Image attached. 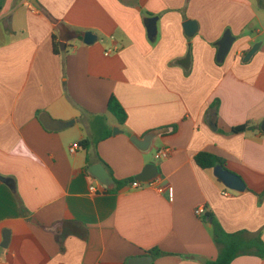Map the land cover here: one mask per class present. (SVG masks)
I'll return each mask as SVG.
<instances>
[{"label": "crops", "instance_id": "crops-1", "mask_svg": "<svg viewBox=\"0 0 264 264\" xmlns=\"http://www.w3.org/2000/svg\"><path fill=\"white\" fill-rule=\"evenodd\" d=\"M88 31L94 44L84 42ZM227 31L235 41L219 62ZM112 96L126 110L123 124L108 109ZM45 115L75 123L50 130ZM263 121L264 0H0V177L11 181L0 180V264H128L154 248L164 254L151 264H206L219 254L206 214L264 241ZM245 123L256 128L231 133ZM151 134L147 150L133 141ZM200 152L225 159L246 191L201 168ZM97 163L115 188L90 174ZM150 163L163 192L117 184ZM232 264L264 260L248 254Z\"/></svg>", "mask_w": 264, "mask_h": 264}, {"label": "water", "instance_id": "water-1", "mask_svg": "<svg viewBox=\"0 0 264 264\" xmlns=\"http://www.w3.org/2000/svg\"><path fill=\"white\" fill-rule=\"evenodd\" d=\"M35 5L37 3L33 1ZM197 23L193 20H188L184 23V29L188 36H193L195 32L197 31ZM147 30L150 39H153L157 32V17H151L148 20L147 23ZM97 40V36L93 34L91 31H88L84 35V42L88 45L94 44ZM235 41V38L231 35L229 31H227L223 38L219 42V49L217 53V60L219 62H223L227 55L229 54L231 47ZM260 43L255 44L252 49L246 54L244 58V62H248L252 56L258 51L260 47ZM190 62V53H188L183 66L189 67ZM42 123L47 129L54 130V131H61L70 128L75 123V120L70 121H61V120H54L51 116L45 115L41 117ZM261 130L264 131V121L262 122L260 126ZM114 134H117V128L113 130ZM153 137V134L149 135L146 140L137 142L135 139L133 141L137 146H139L143 150H147L150 146V141ZM214 175L215 177L228 189L236 192H244L247 189V184L245 183L244 179L227 169L225 166L218 164L214 167ZM90 174L96 178L98 183L105 188L113 189L116 187L115 181L110 175V173L107 171L106 167L102 163H97L94 165H91L89 168ZM159 173V168L157 165L150 163L146 165L142 173H140L136 179L141 182H147L150 180H153L157 177ZM0 180H3L7 183L11 184V181L9 179H6L4 177H0ZM10 232L5 231L3 234V242L1 243V247L7 248L10 243ZM154 260V257L150 254L140 256L133 258L129 260L128 264H151ZM196 260L202 264H205V259L201 257H196Z\"/></svg>", "mask_w": 264, "mask_h": 264}, {"label": "trees", "instance_id": "trees-1", "mask_svg": "<svg viewBox=\"0 0 264 264\" xmlns=\"http://www.w3.org/2000/svg\"><path fill=\"white\" fill-rule=\"evenodd\" d=\"M55 43V42H54ZM55 50L58 52V45L55 43ZM220 101L215 100L211 107L215 108L216 111L219 108ZM108 109L113 113L119 123L123 124L127 119V113L121 103L112 96L108 103ZM101 121L104 120V117L100 118ZM256 127L250 123H245L242 125L234 126L230 129L231 133H240L246 132ZM111 132L108 130L105 135L100 137V139L90 140L85 139L82 141V144L89 146L92 142H99L104 138H108ZM196 163L203 169H214L215 166L221 164L227 168L225 159L208 153L200 152L195 157ZM135 179H127L122 182H117L119 186L124 185L125 183L133 182ZM264 195V193L262 194ZM203 219L206 222H211L214 230V240L219 249L218 257L215 260H209L206 264H232V262L241 255H256L264 260V241L262 240L259 234H253L248 231H238L235 233H229L224 230L222 225L213 217L212 214H206ZM150 253L156 258L164 254L158 248H154Z\"/></svg>", "mask_w": 264, "mask_h": 264}, {"label": "built area", "instance_id": "built-area-1", "mask_svg": "<svg viewBox=\"0 0 264 264\" xmlns=\"http://www.w3.org/2000/svg\"><path fill=\"white\" fill-rule=\"evenodd\" d=\"M113 50L110 49L107 51L106 54H109L111 53ZM76 148H78V145L75 144L73 145L71 148H70V151L71 152H74L76 150ZM158 155L161 156L162 158H168L170 155H171V149H168V148H163V149H160L159 152H158ZM157 186V181L156 180H150V181H147V182H141V181H133L132 183V187L133 188H136V189H142L144 187H156ZM92 189H94V187H92ZM157 190L161 193L164 191V188L163 187H158L157 186ZM172 194V189L170 188V195ZM194 213L195 215L199 216V217H203L205 214H206V207L203 206V205H200L198 207H196L194 209Z\"/></svg>", "mask_w": 264, "mask_h": 264}, {"label": "rangeland", "instance_id": "rangeland-1", "mask_svg": "<svg viewBox=\"0 0 264 264\" xmlns=\"http://www.w3.org/2000/svg\"><path fill=\"white\" fill-rule=\"evenodd\" d=\"M152 151H153L154 154H156V149L155 148Z\"/></svg>", "mask_w": 264, "mask_h": 264}]
</instances>
